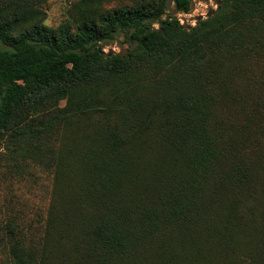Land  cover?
<instances>
[{
    "label": "trees",
    "instance_id": "16d2710c",
    "mask_svg": "<svg viewBox=\"0 0 264 264\" xmlns=\"http://www.w3.org/2000/svg\"><path fill=\"white\" fill-rule=\"evenodd\" d=\"M113 1L52 28L46 0H0V151L54 168L40 234L1 220L0 245L14 264H264V0L195 26L169 0Z\"/></svg>",
    "mask_w": 264,
    "mask_h": 264
},
{
    "label": "rangeland",
    "instance_id": "374dc122",
    "mask_svg": "<svg viewBox=\"0 0 264 264\" xmlns=\"http://www.w3.org/2000/svg\"><path fill=\"white\" fill-rule=\"evenodd\" d=\"M218 1L221 2V0H192L191 11L185 13L177 10L175 0H169L167 13L178 18L183 25L195 26L198 21L206 18L209 10L218 8ZM76 2L78 0H46L43 5L46 19L43 23L52 28L63 23L74 25ZM124 3L126 1L107 2L103 5V9L118 7ZM200 16L204 18L198 20ZM158 26L159 24H155V27ZM102 46L106 52H124L130 48V45L124 42V36H119L116 41L110 43H102ZM261 70H264V56L260 59L252 58L247 76L261 77L263 73ZM238 76H245V73L242 72ZM225 108L226 110L217 112L220 121L225 119L227 124L240 121L242 115L238 112L237 107L230 105ZM15 154L4 149L0 151V221L14 219L24 227H28L27 230H30L29 226L34 227L31 229L37 228V235H39L40 224L37 219L39 215L46 216L51 204L54 168L46 164V160H43L46 158L34 161L30 157L16 155V158L12 159L10 155ZM35 236L31 235V237ZM13 259L9 245L2 243L0 245V264H14Z\"/></svg>",
    "mask_w": 264,
    "mask_h": 264
},
{
    "label": "water",
    "instance_id": "95a60500",
    "mask_svg": "<svg viewBox=\"0 0 264 264\" xmlns=\"http://www.w3.org/2000/svg\"><path fill=\"white\" fill-rule=\"evenodd\" d=\"M221 2L220 1H218V5L220 4ZM214 12V10H209L208 11V13H207V15H206V17H208V16H210L212 13ZM202 18H204L203 16H200L199 18H198V20H200V19H202Z\"/></svg>",
    "mask_w": 264,
    "mask_h": 264
},
{
    "label": "flooded vegetation",
    "instance_id": "af4514ba",
    "mask_svg": "<svg viewBox=\"0 0 264 264\" xmlns=\"http://www.w3.org/2000/svg\"><path fill=\"white\" fill-rule=\"evenodd\" d=\"M222 1V0H221Z\"/></svg>",
    "mask_w": 264,
    "mask_h": 264
}]
</instances>
